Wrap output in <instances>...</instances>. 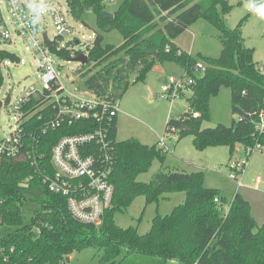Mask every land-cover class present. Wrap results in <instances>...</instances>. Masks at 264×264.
Wrapping results in <instances>:
<instances>
[{
	"label": "trees",
	"instance_id": "obj_1",
	"mask_svg": "<svg viewBox=\"0 0 264 264\" xmlns=\"http://www.w3.org/2000/svg\"><path fill=\"white\" fill-rule=\"evenodd\" d=\"M66 1L72 18L84 21L87 11L95 16L88 60L77 72L85 90L119 99L132 82L143 80L156 62H173L194 81L189 85V110L168 118L165 134L177 138L191 135L199 150L227 145L230 154L236 143L243 147L256 142L264 145V129L255 128L258 113L264 109V63L256 62L253 48L244 43L241 26L247 15L234 27L225 25L222 15L231 9L228 0H120L111 17L104 14L106 0ZM199 18L219 31L217 56H193L173 41ZM113 29L123 41L119 45L103 43V34ZM69 53L61 51L66 59ZM3 60L0 49V87ZM197 61L204 66L199 76L194 74ZM222 86L230 89L234 118L229 125L202 127V120L208 117L209 98ZM39 124L33 115L22 126L28 130ZM80 130L62 126L39 133V141L29 147L33 158L26 152L0 156V227L5 228L0 232V264H63L71 253L86 247L100 250L104 264H264V223L256 222L248 200L235 193L227 211L221 213L222 195L204 185L201 170L158 169L149 181L138 180L153 159L163 161L166 149L158 142L147 144L136 137L117 140L116 130L111 142V204L95 222L73 217L66 198L50 191L42 178L52 172L50 150L56 139ZM26 133L27 142L33 143ZM173 191H184L183 201L169 213L155 215L146 232L116 224L115 213L128 207L136 196L143 195L147 203ZM28 199L38 207L30 221L23 223L21 204Z\"/></svg>",
	"mask_w": 264,
	"mask_h": 264
},
{
	"label": "rangeland",
	"instance_id": "obj_2",
	"mask_svg": "<svg viewBox=\"0 0 264 264\" xmlns=\"http://www.w3.org/2000/svg\"><path fill=\"white\" fill-rule=\"evenodd\" d=\"M67 8V1L60 0ZM248 0H228L231 9L222 15L225 25L234 27L238 21L247 15L241 26V34L245 45L253 48V59L259 64L264 63V20L250 12L245 4ZM253 3L259 4L256 0ZM120 0H106L105 11H114ZM217 10L221 12L220 6ZM0 11L3 19L7 21L8 12L4 4L0 3ZM46 30L49 38L54 36V27L51 19L46 16ZM68 22L74 27L75 33L82 42L89 41L94 36L96 28L95 16L87 11L83 20H76L68 15ZM8 27L10 25L8 23ZM218 29L206 19L199 18L189 25L183 32L173 39L175 44L195 56L201 53L209 56H217L221 49L218 38ZM123 41L119 31L113 29L103 34V43L119 45ZM2 50L13 52L21 56L20 63H11L6 58L1 63L3 82L0 87V99L9 93L11 101L23 92L25 87L31 84L39 86L38 72L34 61V54L25 48V43L15 38L9 44L1 46ZM54 58V57H53ZM55 62L62 64L60 75L62 82L68 89L78 87L80 92L86 91L82 87V78L78 71L83 65L78 61L66 58H54ZM200 68L195 67L194 74L201 75ZM181 66L173 62L163 64L156 62L146 72L143 80L132 82L135 75L130 77L131 84L119 97V113L117 115V140L136 137L147 144L157 143L160 137H165L166 152L161 162L153 159L151 166L146 172L137 176L140 181L147 182L158 170H183L203 172V183L205 186L218 189L221 198L220 212L225 213L235 193L241 194L249 201L251 214L258 224L264 223V153L258 150L248 156V163L239 174L241 184L229 176L228 164L235 155H244V147L236 143L231 154L227 145L207 146L202 150L196 149L192 144V136L186 135L177 138V135L165 134V123L170 117L189 110V97L192 89L186 87L181 94L170 96L162 93L161 86L167 82V77L183 75ZM234 114L230 106V89L222 86L216 95L210 96L208 103V117L202 120L201 126H214L218 123L229 125ZM15 121L12 113L6 107L0 109V136L9 137L14 129ZM159 146V145H158ZM184 191H173L164 194L157 201L145 202L143 195L136 196L128 207L115 213L114 219L121 227L134 226L139 233L146 232L152 218L159 214L169 213L174 206L183 201ZM37 203L28 199L21 204L23 223L30 221L33 210ZM0 227V232L4 231ZM101 251L92 247H86L74 251L65 259L63 264H104L100 261ZM172 264V263H169Z\"/></svg>",
	"mask_w": 264,
	"mask_h": 264
},
{
	"label": "built area",
	"instance_id": "obj_3",
	"mask_svg": "<svg viewBox=\"0 0 264 264\" xmlns=\"http://www.w3.org/2000/svg\"><path fill=\"white\" fill-rule=\"evenodd\" d=\"M35 2L49 12L31 15L28 8L30 0H0L8 12L6 21L0 11V49L15 38L22 40L25 48L34 54L39 80L38 87L34 84L25 87L14 101H11L9 93L1 99L2 107L12 113L15 126L9 137L0 136V156L14 157L26 152L33 158L34 151L29 147L34 148L39 141V133L57 130L62 126L82 128L56 139L50 150L52 172L44 175L42 180L50 191L66 198L67 208L73 217L82 222H95L104 209L110 206L113 195V184L109 180L113 167L111 142L113 130L117 131L119 99L100 97L88 90L80 92L77 86L67 88L60 77L62 64L56 63L54 58H65L61 55L64 49L70 50L69 59L80 53L88 57V46L92 39L82 42L77 36H72L75 29L67 20L68 15L71 16L68 4L65 8L60 0ZM46 16L53 23L52 38L47 35ZM41 24L42 31L36 32ZM43 33L51 41V46L44 41ZM21 61L19 56L18 63ZM79 64L83 65L81 62ZM195 67L201 71L204 68L200 61L196 62ZM193 81L191 76L185 74L178 77L170 75L161 86V91L177 96ZM33 115H36L40 124L26 130L22 123ZM255 128L257 131L264 129V109L258 113ZM25 132L33 143L27 142ZM157 142L166 149L164 136ZM255 150L264 153V145L256 142L244 147V155H235L228 164L229 176L238 185L241 184L239 174L246 167L248 156ZM29 151L33 153L29 154ZM214 201L218 203L219 199L215 197Z\"/></svg>",
	"mask_w": 264,
	"mask_h": 264
},
{
	"label": "clouds",
	"instance_id": "obj_4",
	"mask_svg": "<svg viewBox=\"0 0 264 264\" xmlns=\"http://www.w3.org/2000/svg\"><path fill=\"white\" fill-rule=\"evenodd\" d=\"M245 7L250 12L258 16L260 19L264 20V0H261V2L258 5L253 3L252 0H248V2L245 4ZM28 8L30 10L31 15L32 13H37V15H39L40 13L47 14L49 12L46 8L40 7L35 2V0H30V3L28 4ZM42 29H43V24H41L38 27L36 32H40L42 31Z\"/></svg>",
	"mask_w": 264,
	"mask_h": 264
},
{
	"label": "water",
	"instance_id": "obj_5",
	"mask_svg": "<svg viewBox=\"0 0 264 264\" xmlns=\"http://www.w3.org/2000/svg\"><path fill=\"white\" fill-rule=\"evenodd\" d=\"M104 14L108 17L112 16V12L104 11ZM43 38H44V41L46 42V44L48 46H51V41L47 38L45 33H43ZM3 51H4V57L7 58L10 62H12V63H18L19 62V56L16 53L9 52L6 50H3ZM72 60L79 61L82 64H85L87 62L88 58L85 54L80 53L76 57L72 58ZM192 70H194V68H192Z\"/></svg>",
	"mask_w": 264,
	"mask_h": 264
},
{
	"label": "crops",
	"instance_id": "obj_6",
	"mask_svg": "<svg viewBox=\"0 0 264 264\" xmlns=\"http://www.w3.org/2000/svg\"><path fill=\"white\" fill-rule=\"evenodd\" d=\"M183 69V68H182ZM183 72H184V69H183ZM140 140V139H139ZM141 141V140H140Z\"/></svg>",
	"mask_w": 264,
	"mask_h": 264
}]
</instances>
